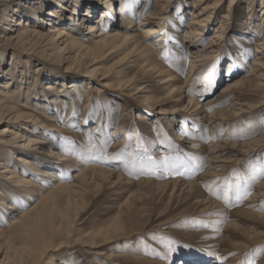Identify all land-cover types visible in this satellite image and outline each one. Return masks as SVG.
Instances as JSON below:
<instances>
[{"label":"rangeland","instance_id":"374dc122","mask_svg":"<svg viewBox=\"0 0 264 264\" xmlns=\"http://www.w3.org/2000/svg\"><path fill=\"white\" fill-rule=\"evenodd\" d=\"M231 1L215 12L217 19L228 12ZM250 1L254 2L258 22L263 15L262 0H239L234 6L229 33L220 39V49L190 79L192 54L181 50L186 39L179 22L174 24L172 20L176 6L167 24L166 50L156 56L159 77L143 71L140 57L123 59L122 51L102 60L104 68L114 67L107 79L83 63L60 61L57 55L34 56L33 65L28 63L29 77L39 81L41 87L55 85L60 93L73 97L71 104L59 103L54 108L58 122L51 124L59 132H49L46 126L50 122L39 116L43 125L34 129L41 130L44 139L49 137L45 141L51 142L49 148L55 153L50 160L43 159L42 168L51 164L54 170L64 171L66 182L70 183L74 173L80 171L61 162L62 157L70 155L87 167H107L125 177L123 183L116 185L104 180L101 190L93 186L77 218V227L85 234L120 216L118 239L102 247L101 254L97 250L89 254L82 245L72 246L55 254V264H190L195 260L202 264H264V178L252 183L250 194L242 193L240 200L234 192L229 194L228 202L213 194L225 178L233 184L239 180L242 189L248 188L247 178L264 163V99L254 86L260 81L264 85V80H259L252 70L258 59L257 41L244 39ZM189 4H195L194 0ZM113 15L116 20L120 18L118 8ZM97 17H102L100 12L93 16ZM191 17L192 12L183 25ZM214 31V27L208 28L193 43L198 48L208 45ZM259 37L264 38V29ZM8 58L2 62L8 63ZM230 61L236 73L228 78ZM241 79L245 81L243 87L227 90L228 82ZM165 81L168 83L163 84ZM172 85L186 86V92L169 98ZM140 88L143 90L137 92ZM88 95L91 101L87 106ZM235 98L245 105L243 111H239V116L228 115L224 127L210 133L203 123L205 116L212 110L229 108ZM190 99L200 104H190ZM8 103L21 112L31 113L20 102L11 99ZM122 122L126 142L116 148L122 137L116 128ZM62 128L75 132L67 134ZM182 135L194 138L198 144L193 147L180 142L178 137ZM249 143L254 145L247 146ZM216 144L221 148L215 164H211L208 151ZM196 147L201 149L195 150ZM165 156L179 157L188 165L187 169L181 168L177 175L147 165L132 174L126 168L133 160L147 162L151 157L161 161ZM0 158L7 159L2 150ZM234 171L238 177L232 175ZM185 182H194L191 191L184 188ZM0 184L3 188L6 182ZM33 202L34 199L29 205ZM106 255L112 257L107 259Z\"/></svg>","mask_w":264,"mask_h":264},{"label":"bare ground","instance_id":"6f19581e","mask_svg":"<svg viewBox=\"0 0 264 264\" xmlns=\"http://www.w3.org/2000/svg\"><path fill=\"white\" fill-rule=\"evenodd\" d=\"M227 1L194 0L195 4L190 5V0H0V150L7 155V159L0 158V181L6 182L3 188L0 184V264H55V254L79 245L89 254L93 250L101 254L104 253L101 252L102 247L118 239L117 229L121 226V217L117 216L112 223L83 234L77 227V218L90 189L94 186L96 190H101L104 180L121 184L125 180L122 173L103 166L87 167L70 155L62 157L61 162L80 170L74 173L70 183L66 182V173L54 170L51 164L42 168L44 160L54 157L55 153L49 148L51 142L45 141L49 137L44 139L41 130L34 129L39 130V124L43 125L39 116L50 122L46 126L49 132L58 130L53 129L51 124L58 122L54 108L59 103L71 104L73 97L67 92L60 93L55 85L43 88L34 77L31 79L29 67L33 65L32 58L38 55L54 58L57 55L60 61L83 63L101 74L102 79H107L114 67L104 68L102 60L122 51L123 59L140 57L143 71L159 77L156 56L166 50L167 24L176 6L172 20L174 24L179 22L186 39L181 50L192 54L190 79L199 72L201 64L220 49V39L229 33L234 6L239 0L231 1L228 12L220 20L215 16V12ZM262 3L263 15L258 17V22L255 20L253 1L248 4V18L244 22V39L257 41L258 59L252 70L259 80H264V38L259 37L264 29V0ZM195 7L199 10L194 11ZM117 8L118 20L113 15V10ZM99 12L102 17L96 20L93 16ZM191 12L189 23L183 25ZM71 20L72 24L69 23ZM44 25L48 26L46 30ZM190 27H196L195 31H191ZM210 27H214L215 31L208 45L196 47L193 40L205 34ZM7 56L8 63L2 62ZM229 65L228 78L236 73L233 62L230 61ZM166 83L168 81L163 84ZM244 85L245 81L241 79L228 82L226 87L232 91ZM254 86L261 92L260 98L264 99L261 81ZM171 88L169 98L172 99L178 93L186 92V86L172 85ZM141 90L143 88L137 89V92ZM65 93L67 98L63 97ZM11 99L20 102L19 105L31 113L21 112L18 107L9 105ZM233 100L229 108L215 109L205 116L203 123L210 133L224 127L228 115L239 116V111H243L245 105L235 101L236 98ZM90 101L88 95L87 106ZM189 103L200 104L195 99H190ZM208 106L214 107L213 104ZM123 124L116 128L118 134H122L115 144L116 148L126 142ZM61 130H66L67 134L75 132ZM178 140L188 146L198 144L194 138L183 135ZM250 145L254 143L247 144ZM220 148L216 144L208 151L211 164H215ZM198 149L201 147L195 148ZM33 154L37 157L31 158ZM193 185L194 182H185L184 188L191 191ZM33 199L34 202L29 205ZM195 262L190 264H202Z\"/></svg>","mask_w":264,"mask_h":264},{"label":"snow or ice","instance_id":"6c2138e0","mask_svg":"<svg viewBox=\"0 0 264 264\" xmlns=\"http://www.w3.org/2000/svg\"><path fill=\"white\" fill-rule=\"evenodd\" d=\"M165 56H167V53H165ZM66 143L71 144L72 142L66 141ZM146 165L162 168L166 172L173 171L177 175L181 174L179 171L181 168L187 169L188 167V165L179 157L165 156L161 161H154L151 159V157L148 158L147 162L144 161L143 159H140L138 161L133 160L130 164H126V168H128L130 174H132V172L135 169L139 168L140 170H143ZM232 175L236 177L239 176V174L236 171H234ZM261 178H264V163H262L258 168L253 169L252 174L247 178L248 188L242 189L239 180H237V182L233 184L231 183L230 178H225L223 185L220 188H218L216 191H214L213 194L216 195L218 198H222L223 200H225V202H228L229 194L234 192L235 198L237 200H240L243 198L242 193L243 195L250 194L248 189L251 187L252 183H255L257 180ZM262 210H264V208H262ZM171 246L172 245L170 244L169 247L171 248ZM256 251H261V249H257Z\"/></svg>","mask_w":264,"mask_h":264}]
</instances>
